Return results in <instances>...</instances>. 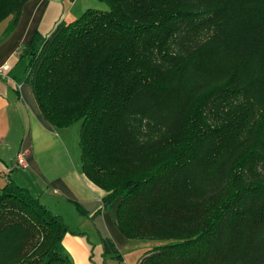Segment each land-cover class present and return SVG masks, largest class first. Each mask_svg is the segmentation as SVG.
<instances>
[{
	"label": "trees",
	"instance_id": "obj_1",
	"mask_svg": "<svg viewBox=\"0 0 264 264\" xmlns=\"http://www.w3.org/2000/svg\"><path fill=\"white\" fill-rule=\"evenodd\" d=\"M25 1L0 0V21ZM98 1L34 33L10 76L53 126L81 120V169L119 231L162 241L136 264H264V0ZM12 170L0 264H74L73 230Z\"/></svg>",
	"mask_w": 264,
	"mask_h": 264
},
{
	"label": "crops",
	"instance_id": "obj_2",
	"mask_svg": "<svg viewBox=\"0 0 264 264\" xmlns=\"http://www.w3.org/2000/svg\"><path fill=\"white\" fill-rule=\"evenodd\" d=\"M80 2L26 0L17 16L10 14L0 21V65L7 62L12 68L20 48L34 33L47 34L56 21L75 12V5L83 4ZM5 75L0 77V141H4L0 143V170L13 166L12 175L17 173L42 203L60 214L67 225L76 223L83 229H71L68 225L74 232H66L62 243L74 264H92V247L101 250L103 237H109L118 246L130 240L116 225V202H103L104 189L81 169L69 127H55L44 118L30 82H16L8 71ZM18 153L23 154L25 165L16 163ZM77 204L85 212H80ZM69 207L74 215L72 222L64 216V210L71 212Z\"/></svg>",
	"mask_w": 264,
	"mask_h": 264
},
{
	"label": "rangeland",
	"instance_id": "obj_3",
	"mask_svg": "<svg viewBox=\"0 0 264 264\" xmlns=\"http://www.w3.org/2000/svg\"><path fill=\"white\" fill-rule=\"evenodd\" d=\"M91 1H93V0H91ZM80 3L81 4L83 3V4L79 5V3H77L75 5V10H76L75 12L76 13L73 12L70 16H68L65 19V21L72 20L75 17L79 16L81 14V12H83L86 9V7H88V6H91V7L95 6L98 8L104 7V4H102L98 0H94L93 3H90V1H88V0H81ZM80 126H81V120H75V121L71 122L68 126L69 130H70L69 135L74 142L75 148L79 151V155H80V149H79V143L78 142H79ZM3 142L4 141H0V143H3ZM3 161L6 162L5 160H3ZM34 187L39 189V186L34 185ZM116 201H117V199H113L112 201H109V202H111L110 204H113ZM67 209H68V207H67ZM69 210H71V212L64 210V216L66 217V219H69L70 222H72L74 220V215H73L72 208L69 207ZM68 225L70 226L71 229L83 230L76 223H69ZM82 227H84V226H82ZM94 241H96V239ZM161 242L162 241H160V240L139 239V238L130 239L126 242V244H124V245L122 244L119 246L116 245V243L114 242L118 252L121 254V258H122L121 262L119 259L114 257L113 254L104 253V248H101V250H98L97 247H92L91 252H93V254L91 253L90 262L92 264H136L138 259L141 257V255L148 248H150L151 246H153L155 244H159Z\"/></svg>",
	"mask_w": 264,
	"mask_h": 264
},
{
	"label": "built area",
	"instance_id": "obj_4",
	"mask_svg": "<svg viewBox=\"0 0 264 264\" xmlns=\"http://www.w3.org/2000/svg\"><path fill=\"white\" fill-rule=\"evenodd\" d=\"M10 68V65L7 62H3L0 65V77H5L6 75V71H8ZM16 163L20 164V165H25V161H24V157L22 153H18L16 156Z\"/></svg>",
	"mask_w": 264,
	"mask_h": 264
}]
</instances>
